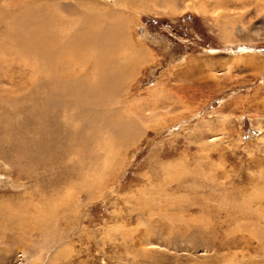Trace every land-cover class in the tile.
Returning a JSON list of instances; mask_svg holds the SVG:
<instances>
[{
    "label": "rangeland",
    "instance_id": "obj_1",
    "mask_svg": "<svg viewBox=\"0 0 264 264\" xmlns=\"http://www.w3.org/2000/svg\"><path fill=\"white\" fill-rule=\"evenodd\" d=\"M43 2L60 42L91 17L136 59L98 116L0 59V264H264V0ZM65 57L39 75L90 77Z\"/></svg>",
    "mask_w": 264,
    "mask_h": 264
},
{
    "label": "bare ground",
    "instance_id": "obj_2",
    "mask_svg": "<svg viewBox=\"0 0 264 264\" xmlns=\"http://www.w3.org/2000/svg\"><path fill=\"white\" fill-rule=\"evenodd\" d=\"M9 1V3H11V9L7 12L0 10V22L3 24L2 28L0 29V51L1 53L5 52L8 55L7 57L0 55V59H3L2 62L7 60L8 62L12 63L14 60H20L22 55H27L34 62V68L32 71L33 76H35L34 80L39 79L35 82L38 84H34L33 87L27 93H25V96L29 97V99L31 96H39L41 99H43L42 101L50 103L51 99L53 101L57 97L49 94L51 93L50 89L54 86L53 89L58 90L59 94L63 93L64 91H70V93H72L74 96L79 97L77 101L74 102L73 100L72 103H67L68 106L71 104L74 110H78L77 108L79 106L81 107L84 103L88 104L90 108L92 107L93 103L98 107L97 102H99L102 107H95L92 111L93 115L98 116L99 112L104 113L105 110L102 108H105V105H110L107 103V100L110 97L112 86L114 84L113 83L111 86V83H117L121 73L124 72V66L126 63L130 61L134 62L136 59L134 58V60H132V58L128 57L126 60H112L114 55L113 52L119 51L118 49L125 45L124 41L120 40L121 38L117 39L118 37L116 35V31H114L115 29L113 28V31L111 29H107L108 32L105 34L100 31L102 34H99V31L96 28H99V26L101 28L100 22L95 21L90 17L87 19L86 24L88 25L86 29H79L75 31L74 34L70 36V38H68L65 42H60L59 34H57L58 32H55L54 28L59 18L54 11H51V9L46 11L47 4L44 3L43 0ZM54 5V7H56L58 3ZM88 9L89 7L86 9V12H89ZM91 50H96L97 52L94 53ZM87 51L97 55H95L96 57H92L94 58V61H91L93 62L91 65L82 62L84 59L83 56ZM66 54L71 56L69 57L70 60L76 64H80L86 69V72L90 74V77L86 76L88 79L80 80L83 74H78L79 79L71 78L70 81H61L60 77V79H58L54 76H52V80H46L44 79L43 75H39L45 71L53 73L55 71L56 61L67 60L65 57ZM42 63L45 69L42 67ZM40 93L41 96L39 95ZM43 93L45 94L44 96ZM41 99H39L38 103L34 104V107H37L38 112L48 110L49 113L50 107L47 108L46 106L40 109V106L42 105L40 101ZM30 106L32 107V105ZM62 108L64 107L62 106L59 108V110H62ZM106 108H109V110L112 109H110V106ZM41 114H44V112ZM38 117H40V115H38ZM103 120L105 123L110 125L109 120ZM126 120L129 122L122 120L118 126V128H121V130H119L120 134L130 130V120L127 118ZM43 199H45L48 203H50V201H54L48 200V198L43 196L38 200L39 202L37 203H41ZM33 203L34 202H32V204ZM65 203L68 204L67 199L65 200ZM55 205L56 203L53 204V206ZM37 209L43 210L42 207H33L32 210L36 211ZM36 216L32 215L31 213V215L28 217L34 218Z\"/></svg>",
    "mask_w": 264,
    "mask_h": 264
}]
</instances>
